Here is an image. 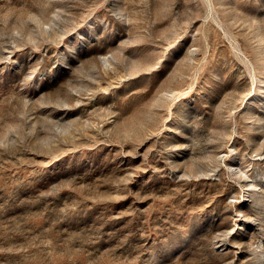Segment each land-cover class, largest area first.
Segmentation results:
<instances>
[{
  "label": "rangeland",
  "instance_id": "1",
  "mask_svg": "<svg viewBox=\"0 0 264 264\" xmlns=\"http://www.w3.org/2000/svg\"><path fill=\"white\" fill-rule=\"evenodd\" d=\"M0 264H264V0H0Z\"/></svg>",
  "mask_w": 264,
  "mask_h": 264
}]
</instances>
